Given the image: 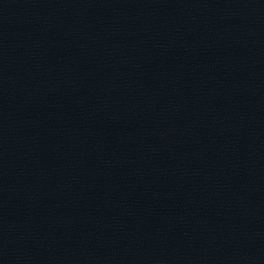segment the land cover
Masks as SVG:
<instances>
[{
  "label": "water",
  "instance_id": "1",
  "mask_svg": "<svg viewBox=\"0 0 264 264\" xmlns=\"http://www.w3.org/2000/svg\"><path fill=\"white\" fill-rule=\"evenodd\" d=\"M0 264H264V0H0Z\"/></svg>",
  "mask_w": 264,
  "mask_h": 264
}]
</instances>
